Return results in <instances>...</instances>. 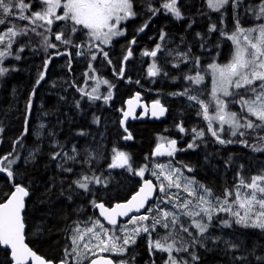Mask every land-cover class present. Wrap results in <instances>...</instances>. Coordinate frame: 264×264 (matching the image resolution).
<instances>
[{"label": "trees", "instance_id": "1", "mask_svg": "<svg viewBox=\"0 0 264 264\" xmlns=\"http://www.w3.org/2000/svg\"><path fill=\"white\" fill-rule=\"evenodd\" d=\"M151 2L156 5L160 0ZM259 2L260 0H245L235 11L227 8L223 12H216L208 7L206 0H180L183 19L177 20L170 14L164 15L161 12L151 18L144 31L138 32L151 13L147 12L146 0H135L137 17L126 25L125 35L106 49L111 63L106 59L100 62L99 58L95 61L96 70L109 80L107 93L111 92V98L107 103L103 99L91 101L86 98L82 101L79 98L77 88H82L80 84L84 82L88 64L81 65L75 58H72L69 66V57H66L68 84L65 87L50 88L47 78L37 84L40 75L33 66L43 64L42 60L47 58L49 49H45L42 38L35 33L16 40L13 45L15 49L23 42L28 47L21 54L22 59L11 57L6 61L5 66L9 68V72L0 78V156L12 152L13 156L18 154L19 159L12 165L15 173L13 179L0 173V201L14 190L13 183L22 184L29 191L24 219L27 241L34 250L48 260L59 262L65 256V248L69 244V230L76 223H90L89 218H99L93 209V200L111 206L116 202L126 201L138 190L140 177L124 169L108 168L114 155L113 148L127 153L133 166L138 168L145 163L166 160L151 155L161 138L175 139L177 148H187L195 135L191 130L207 128L205 120L197 115L196 107H191V102L185 96L175 93L183 92L186 87L192 88L185 79L187 75L207 74L212 63L225 64L230 60L233 46L220 35V31L231 33L237 15L245 27L258 23L246 11V7ZM15 23L26 22L16 20ZM211 25H215L219 31L209 32ZM3 27L0 26V29ZM161 30L166 33L163 42L160 40ZM72 38L77 43L87 42L83 32H77ZM133 38L136 40L135 44L130 43ZM160 42L172 48L175 53L166 57H162V54L158 56V68L163 71L151 77L148 75L151 56H144L143 53L154 50L155 45ZM178 45L188 52L190 50V60L186 63L181 62L182 58L176 55ZM65 48L76 52L70 46ZM128 48L133 50V55L122 63ZM197 57L199 63L194 68L193 62ZM174 64L178 67H173ZM121 67L124 69V78L116 74V70ZM55 89L62 91V95L56 96ZM140 90L147 101L160 99L169 108V115L161 122L130 123L125 132L120 125L125 102ZM30 98L32 107L27 114L28 132L25 134V110ZM41 117L43 119L39 120ZM181 124L186 132L179 131L178 125ZM81 132L84 135H80ZM129 133L132 139H123ZM17 140L20 143L15 145L16 152H13L14 141ZM195 142L199 147L178 151L175 161L181 167L188 165L194 169L192 173L217 196L224 189L238 183L236 175L239 167L227 157L237 159L243 177L264 171V151L225 147L210 138ZM73 147L77 149V160L80 163L66 161L63 156L52 159V154L61 149L69 155H76L72 152ZM88 156L95 159L91 164L82 163ZM146 157L150 159L146 160ZM59 165L72 167L73 171L66 172ZM90 167L97 170V175L102 173L107 179V187L93 186L95 195H89L72 184L73 180L78 179ZM223 229L224 235L232 237L234 243L239 245L238 249L227 250L221 244L198 247L199 264H259L256 256H264V233L238 225ZM233 255L247 257V261H234ZM112 257L127 261L128 264H153V261L155 264H164L165 259L158 253L150 255L147 240L143 237L129 247L125 255ZM0 264H10V256H6L2 248Z\"/></svg>", "mask_w": 264, "mask_h": 264}, {"label": "snow or ice", "instance_id": "2", "mask_svg": "<svg viewBox=\"0 0 264 264\" xmlns=\"http://www.w3.org/2000/svg\"><path fill=\"white\" fill-rule=\"evenodd\" d=\"M208 7L216 12L222 9L231 8L233 11L244 4V0H207ZM147 12L151 13L144 24L137 30L144 31L148 27L151 18L160 14L171 15L177 20L183 19L180 0H160L153 5L151 0H146ZM39 10H36V9ZM246 11L251 14L255 23L251 27H245L237 15L235 17L234 28L231 33L220 31V35L231 42L233 51L230 62L218 65L211 64L213 85L211 99L202 98V90L186 87L183 92L175 93L187 98L191 107H196L197 115H202L207 121V128L191 130L194 133L192 142L187 144V148H177L175 139H163L162 143L153 149V157L167 156L169 162H156L154 167L148 163L140 167H134L131 158L123 151L113 148L114 155L108 164L110 169H124L134 176L140 177V186L130 199L124 203H117L114 207H106L104 202L93 200L95 208L99 209L103 221L111 227H106L99 219H92L91 223L80 222L69 230L68 247L65 248V256L59 264H82V259L88 264H128L124 260H113L102 256V253H111L115 256L126 254L128 247L136 243V238L142 233L148 239L150 255L159 252L166 254L164 264H199L200 257L196 254V247H205V242L209 237L205 236L210 227L220 224L225 228H232L238 225L245 229H257L264 233V171L250 177H243L237 172L238 183L224 189L220 196L214 194L211 188L201 184L194 177L185 176L182 169L192 172L188 165L177 166L175 155L178 151L195 149L199 145L196 139H203L206 133L214 138L215 142L221 145L242 144L249 147L244 137V130H257L264 133V0H260L257 5H248ZM138 11L135 9V0H0V26H4L0 31V64L5 59L12 57L21 59L18 52H23L24 47L15 49L16 37L29 36L35 33L40 36L45 49H57L55 53L48 54L44 61L43 69L37 79V84L44 79L48 64L51 63L52 56H67L71 65L72 58L76 56H89L91 61H95L98 55L104 59H109V53L104 46L110 45L113 38L124 35L122 23L136 18ZM26 22L16 24L15 21ZM64 22L63 30L53 31L56 22ZM40 29V31H38ZM219 31L215 25L209 27V32ZM83 32L88 38V43H77L73 40V35ZM199 36V33H197ZM166 33L161 30L160 40H165ZM60 42L65 46L77 49L76 52L59 51ZM135 44V38L130 41ZM219 46V45H218ZM87 47L85 53L81 51ZM127 55L123 57L122 63L126 62L133 55V50L128 48ZM163 51L161 44H156L154 50L145 51L144 56L156 58L158 53ZM190 52V50H189ZM189 52L178 53L182 57L181 62L186 63ZM168 55H172L169 51ZM199 63V58L193 62V67ZM173 67H178L174 64ZM96 70L92 64H88V71L84 76L91 79L90 73ZM124 69L118 68L116 74L123 77ZM163 71L154 62L148 69L149 76H157ZM9 72L8 67H0V77ZM167 75L166 72L163 73ZM186 80L192 84L200 85L204 81V76L200 73L187 75ZM97 87L92 88V92H86L83 88H77L82 97H87L91 101L103 99L105 103L111 98V92L101 96L96 94ZM107 84V81H103ZM139 83V81H137ZM35 90H33V95ZM229 98V99H225ZM136 100H139L137 95ZM129 106L133 104L128 101ZM238 104L240 112L231 111L230 105ZM77 102V107H79ZM32 104L31 98L26 105L25 134L28 132L27 114L30 113ZM210 107L214 109V115H210ZM152 115H163L166 109L156 101L152 105ZM131 110V107H130ZM129 112L124 113L125 119ZM214 122L217 125L214 127ZM226 126V127H225ZM180 132H186L184 126L178 125ZM2 131V129H0ZM125 132L127 129L125 128ZM80 135H84L83 132ZM237 137V139H233ZM123 139L131 140L129 133ZM20 141H14L13 152H16L15 145ZM264 151V147L254 149ZM73 153L57 151L52 154V159L63 156L66 161L77 160V149L73 147ZM11 157V158H10ZM19 159L18 154L7 153L0 156V173H6L10 179L14 178L12 165ZM95 157L88 156L82 163L91 164ZM150 159L146 157V160ZM64 171L71 173L72 167H63ZM149 173L155 178L148 179L145 173ZM97 170L90 167L78 179L72 181L76 188L89 195H95L94 187L101 185L107 187V179L103 174L97 175ZM13 189L7 197L0 201V248L6 256H10V264H52L45 261L33 252L25 244V220L24 208L25 198L29 191L19 183H13ZM172 189H176L175 192ZM184 195H181V194ZM71 199V197H69ZM149 201H157V207H153ZM167 205L168 207H161ZM224 213L225 217L220 214ZM182 217H187V221ZM214 217L216 219H214ZM121 218H124L123 221ZM130 226V227H129ZM164 230L161 234L158 229ZM195 229V231H192ZM156 233V237L152 233ZM181 233L185 235H181ZM212 242L216 243L220 237H212ZM231 249H238L239 245L224 241ZM190 249H192L190 251ZM10 250V251H9ZM175 253V255H174ZM180 253L187 254L190 260L180 256ZM254 255V253H249ZM95 257V258H93ZM233 260L247 261V257L233 255ZM259 264H264V256H256ZM153 264L155 262L153 261Z\"/></svg>", "mask_w": 264, "mask_h": 264}, {"label": "rangeland", "instance_id": "3", "mask_svg": "<svg viewBox=\"0 0 264 264\" xmlns=\"http://www.w3.org/2000/svg\"><path fill=\"white\" fill-rule=\"evenodd\" d=\"M245 1V0H244ZM32 2H33V0H32ZM62 2H63V0H62ZM206 2H207V0H206ZM258 4V3H257ZM256 4V5H257ZM39 10V9H38ZM226 9H222L221 10V12H223V11H225ZM53 31H55V29H58V32L59 31H61V30H63V28H64V22H62V21H59V22H56L53 26ZM122 28L124 29V33H126V31H125V25L122 23ZM3 29V28H2ZM38 30H40V29H38ZM0 34H3V32L2 31H0ZM125 35V34H124ZM124 35H122V36H119V37H115V38H113V40H112V42H111V44L114 42V41H116V40H118V39H120L121 37H123ZM20 37H22V36H18V37H16V40L18 39V38H20ZM86 39H87V42L85 43V44H87L88 43V38H87V36H86ZM165 41V40H164ZM55 43H57L58 45H59V51H67L66 50V48H65V45H63V44H60V42H58V41H54ZM161 42H163V41H161ZM160 42V44L162 45V48H163V51H161V52H159L158 54L159 55H157V57L156 58H152L151 57V62H150V65L148 66V69H149V67H151L152 66V64L155 62L156 64H157V58H159L160 56H161V54L162 55H164V56H162V57H166V56H168V52L169 51H171L172 53H175V52H173V50H171L172 48H170V47H168V46H164V44H162ZM15 44V43H14ZM111 44L110 45H107V46H104L105 47V50L107 49V48H109L110 46H111ZM24 47V51H25V48L26 47H28L27 46V44L25 43V42H23V43H21L20 45H19V47ZM18 47V48H19ZM24 51L23 52H18V54H19V56L21 57V59H22V55L21 54H23L24 53ZM57 51V49H49V51H48V54H50V53H55ZM75 51H77V49H75ZM81 51H84L85 53H87V51H88V49H87V47H84L83 49H81ZM107 51V50H106ZM176 53L178 54V53H183V52H188V50L187 49H185V48H183L182 46H177L176 47ZM108 52V51H107ZM48 54L46 55V56H48ZM176 54V55H177ZM232 55V54H231ZM159 56V57H158ZM178 56V55H177ZM190 56V55H189ZM66 57L67 56H63V55H60V56H56V55H53L52 56V60H51V63H49L48 64V68H47V75H46V73H45V77H44V80L43 81H45L46 80V78H47V80L48 81H50V83H49V85H50V88H52L51 86H54L55 88H58V87H61L62 88V85L60 84V82H59V78H55V72H53V70L54 69H58V68H60V67H62V66H64V70H65V68H66V61H67V59H66ZM179 58H180V56H178ZM11 57H9V58H7V59H5V61H4V63L3 64H0V67H6L5 66V63H6V61L8 60V59H10ZM33 58H35L34 56H33ZM81 65H83L84 63H87V64H89V63H91L92 64V66H93V68L96 70V68L94 67V65H95V61L99 58V60H100V62H103V60H104V58H103V56L102 55H98L97 56V59L95 60V61H91L90 60V58H89V56H87V55H85V56H76V57H74ZM182 58V57H181ZM230 59H231V57H230ZM190 59L188 58V61H189ZM44 61L45 60H42V63L44 64ZM228 62H230V60L229 61H227L226 63H228ZM215 64H218L217 62H214ZM225 63V64H226ZM43 64H39V65H36L35 67L33 66V68L36 70V73L38 74V75H40L41 74V71H42V69H43ZM213 64V63H212ZM218 65H223V64H218ZM157 67H158V64H157ZM103 68H104V66H103ZM87 71H88V65H87V69H86ZM201 75H203L204 76V81H203V83L202 84H200V85H195V84H192L190 81V84L192 85V89H197V90H202V93H203V95H202V98H204V99H206V100H210L211 99V90H212V85H213V77H212V73H211V67H209V70H208V73L206 74H202V73H200ZM6 75V74H5ZM4 75V76H5ZM194 75H196V74H194ZM90 76L92 77L91 79H88L87 77H84V82H82L81 84H80V86L86 91V92H89V93H91L92 92V88L93 87H97V81H100V83H99V85H98V92L96 93V94H99V95H101L102 97L103 96H105L106 94H107V88H108V86H109V80L108 79H106V77L105 76H103V75H101L97 70L94 72V73H90ZM3 77V76H2ZM2 77H0V78H2ZM152 77V76H151ZM65 80H66V84H68V77L66 76V78H65ZM103 81H107L108 83L107 84H105V83H103ZM46 83V82H45ZM55 90H57V89H55ZM61 92L62 91H56V96H60V95H62L61 94ZM148 92L149 93H152V94H154L151 90H148ZM77 93H79V95H80V99L83 101V100H86V96L85 97H82L81 96V93L80 92H78L77 91ZM225 99H229V98H225ZM158 101H160V99H157ZM95 101H97V100H95ZM230 110L231 111H236V112H240V106L238 105V104H231L230 105ZM209 114L210 115H214L215 113H214V109L213 108H211L210 107V111H209ZM202 119H203V116L202 115H199ZM40 119H43L42 117L41 118H39V120ZM38 120V121H39ZM204 120V119H203ZM206 122V124H207V121H205ZM217 125L215 124V122H214V127H216ZM226 127V126H225ZM1 129V128H0ZM245 131V135H244V137H242V138H240V139H243V140H246L247 142H248V144H249V147H244L242 144H239V143H237V144H228V145H223V146H225V147H227V146H233L234 148H238V147H243V148H247V149H258V148H261V147H264V133H258V131L257 130H244ZM258 135V136H257ZM194 138V137H193ZM212 139V140H214V138H212L211 137V135L210 134H208V133H206V135H205V137L203 138V139ZM163 139L164 138H161L160 139V142L159 143H162L163 142ZM166 139H168V138H166ZM233 139H237V137H233ZM168 140H172V139H168ZM196 140H199V139H196ZM215 141V140H214ZM0 142H1V131H0ZM64 149H61L60 151H63ZM69 150H71V149H69ZM63 152H66L65 150L63 151ZM68 153V152H67ZM127 154V153H126ZM155 158H157V157H155ZM159 158H161V157H159ZM163 159H166V160H156V161H154V162H152L150 165L151 166H153L154 167V165H155V163L156 162H162V163H167V162H169V157H167V156H163L162 157ZM228 159H230V160H233L234 162H235V164H237V166L239 167L238 168V171L237 172H240V163H238L237 162V159L235 158V157H233V156H229V157H227ZM177 166H179V165H177ZM236 166V167H237ZM117 169V168H116ZM183 171H184V174H185V176H188V177H194L197 181H199L201 184H204L202 181H200L192 172H187L186 171V169H182ZM145 176L148 178V179H152L154 182H156L155 181V178L154 177H152L149 173H145ZM236 177H237V175H236ZM238 181V180H237ZM205 186H207L206 184H204ZM208 187V186H207ZM209 188V187H208ZM172 191L173 192H175L176 191V189H172ZM181 195H184L183 193L181 194ZM157 201H155L154 203H152L151 205H152V207H153V211H155V208L157 207ZM161 207H168L167 205H161ZM220 216L221 217H224L225 216V214L224 213H221L220 214ZM97 219H99L100 220V218H97ZM182 219L183 220H185V221H187V217H182ZM214 219H216L215 217H214ZM102 222V221H101ZM91 223V222H90ZM89 223V224H90ZM106 227H109V226H107L106 225ZM130 227V226H129ZM231 229V228H230ZM158 231L161 233V234H163V232H164V230L162 229V228H160V229H158ZM192 231H195V229H192ZM181 235H185V234H183V233H181ZM152 236L153 237H156V233L155 232H153L152 233ZM205 236L206 237H209V239H207L206 240V242H205V245H207V246H210V245H212V244H216V245H218V244H221V245H225V247L227 248V250L228 249H230L229 247H228V245H226L225 243H224V241H228V242H232V243H234V241H233V239H232V237H230V236H225L224 235V229H223V227L220 225V224H217L216 226H214V227H210L209 228V231H208V233H205ZM140 237H143V239H146L147 240V244H148V239H147V237H146V234H141L139 237H137L136 238V242H137V240L140 238ZM212 237H220V240L219 241H217L216 243H213L212 242ZM134 244H132V245H130L129 247H131V246H133ZM128 247V248H129ZM225 247H224V249H225ZM208 249V248H207ZM192 249H190V251H191ZM197 250H198V247H196L195 248V252H196V254H197ZM156 253H158V254H160V255H162V256H164L165 258H166V254H164V253H159V252H155V253H153V255H155ZM101 255H107V256H115V255H112L111 253H102ZM125 255V254H124ZM174 255H175V253H174ZM180 256H182V257H185V258H187V259H189L190 260V257H187V254H185V253H180L179 254ZM81 259H82V264H86L88 261L87 260H83V258L81 257Z\"/></svg>", "mask_w": 264, "mask_h": 264}, {"label": "water", "instance_id": "4", "mask_svg": "<svg viewBox=\"0 0 264 264\" xmlns=\"http://www.w3.org/2000/svg\"><path fill=\"white\" fill-rule=\"evenodd\" d=\"M137 95L139 96V100L138 101L136 100ZM129 100H132L133 101V104L131 106H129V103H128ZM156 101H158V100H154V101L148 102L146 99H144V94H143V91L142 90L136 92V94L133 97L127 99L126 102H125V108H124V110L122 112L121 120H120L121 128L124 129V130H125V128L128 129V126H129L130 123H135V122H138V121L139 122H147V121L161 122V121L165 120L168 117V115H169V108L164 103H162L161 101H159V102L166 109L165 113L163 115H157V116H153L152 115V111H153L152 105ZM130 107H131V110H130ZM125 112H129V115H128V117L126 119L124 117V113ZM157 158H159V157H157ZM3 174L6 176V173H3ZM28 196L25 198V208H24V212L26 210V199L28 198ZM100 202H102V201H100ZM124 202L125 201L116 202V203H114L111 206L105 204V206L106 207H114L115 204H117V203H124ZM154 202L155 201H149V204H152ZM93 209H94V211L97 212V214H98L99 218L101 219V221L106 224V222L103 221V217L100 216L99 209L95 208V206H93ZM23 215H24V213H23ZM123 219L124 218H121L122 221H123ZM107 226H109V225H107ZM109 227H111V226H109ZM26 232H27V226H26V223H25V240H24V242H25V244L28 245V247L33 252L36 253L37 256H39L41 259H43L45 261L52 262V264H59L60 261L59 262H55V261H52V260H48L47 258H45L44 256H42L40 253H38L36 250H34L30 246V244L28 243V241H27ZM102 256H104L106 258H111V259L115 260L112 256H107V255H102ZM93 258H95V257H93ZM29 264H35V262L30 260L29 261ZM86 264H88V262Z\"/></svg>", "mask_w": 264, "mask_h": 264}, {"label": "flooded vegetation", "instance_id": "5", "mask_svg": "<svg viewBox=\"0 0 264 264\" xmlns=\"http://www.w3.org/2000/svg\"><path fill=\"white\" fill-rule=\"evenodd\" d=\"M131 20H133V19H130V20H128V21L123 22V24L125 25V28H126V25H127ZM54 72H55V78H59V82H60V84L62 85V87H65V85H66V80H65V78H66L67 74H66V72H65V70H64V66H62V67H60V68H58V69H54ZM49 83H50V81L47 82V84H49ZM144 99H145V98H144ZM148 102H151V101H148Z\"/></svg>", "mask_w": 264, "mask_h": 264}]
</instances>
